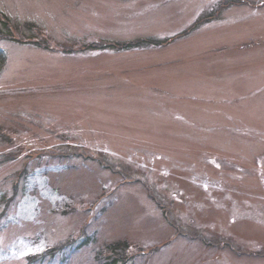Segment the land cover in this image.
I'll return each mask as SVG.
<instances>
[{
  "label": "rangeland",
  "instance_id": "rangeland-1",
  "mask_svg": "<svg viewBox=\"0 0 264 264\" xmlns=\"http://www.w3.org/2000/svg\"><path fill=\"white\" fill-rule=\"evenodd\" d=\"M0 58V264H264V0H0Z\"/></svg>",
  "mask_w": 264,
  "mask_h": 264
},
{
  "label": "trees",
  "instance_id": "trees-1",
  "mask_svg": "<svg viewBox=\"0 0 264 264\" xmlns=\"http://www.w3.org/2000/svg\"><path fill=\"white\" fill-rule=\"evenodd\" d=\"M170 41L171 39H159V38L149 37V38H141V39H137V40L130 41V42H124V43H108L100 47L107 46V48H112V49L130 50L133 48H142V47L150 48V47L164 46ZM96 47L98 46L96 45Z\"/></svg>",
  "mask_w": 264,
  "mask_h": 264
}]
</instances>
